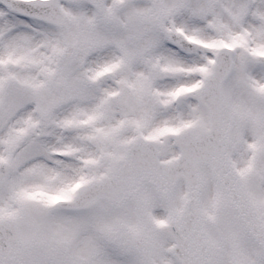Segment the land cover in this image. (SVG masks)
<instances>
[{
  "label": "snow or ice",
  "instance_id": "obj_1",
  "mask_svg": "<svg viewBox=\"0 0 264 264\" xmlns=\"http://www.w3.org/2000/svg\"><path fill=\"white\" fill-rule=\"evenodd\" d=\"M0 264H264V0H0Z\"/></svg>",
  "mask_w": 264,
  "mask_h": 264
}]
</instances>
